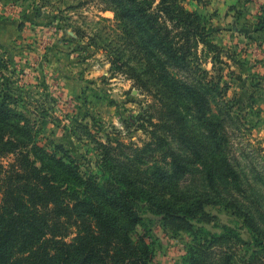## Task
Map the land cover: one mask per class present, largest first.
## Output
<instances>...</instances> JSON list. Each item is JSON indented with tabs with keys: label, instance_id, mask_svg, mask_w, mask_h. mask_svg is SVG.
I'll list each match as a JSON object with an SVG mask.
<instances>
[{
	"label": "trees",
	"instance_id": "1",
	"mask_svg": "<svg viewBox=\"0 0 264 264\" xmlns=\"http://www.w3.org/2000/svg\"><path fill=\"white\" fill-rule=\"evenodd\" d=\"M104 1L131 53L147 62L154 80L185 96L206 135L194 133L171 96L156 98L138 115V127L150 139L141 145L110 138L97 142L91 168L61 144L40 143L34 114L21 103L18 89L1 82L8 78L0 68V264H153L155 222L197 236L202 227L195 223L210 219L206 205L219 202L237 210L253 241L225 226L222 234H212L208 247L245 244L259 250L248 263L264 264V230L219 188L240 182L220 133L222 118L231 115L224 99L228 86L210 80L209 71L192 61L200 44L215 53L213 63L221 61L220 48L210 38L214 28L186 0ZM258 27L264 31V22ZM170 68L193 69L198 78L185 81ZM131 79L147 87L132 67ZM168 135L183 152L171 149ZM196 176L203 178L202 191L190 188ZM201 247L190 248L187 264H199L197 254L207 253ZM223 264L238 263L226 252Z\"/></svg>",
	"mask_w": 264,
	"mask_h": 264
},
{
	"label": "rangeland",
	"instance_id": "2",
	"mask_svg": "<svg viewBox=\"0 0 264 264\" xmlns=\"http://www.w3.org/2000/svg\"><path fill=\"white\" fill-rule=\"evenodd\" d=\"M185 5L205 14L214 28L210 38L221 53V61L213 63L215 53L200 44L192 61L209 71L210 80L228 86L224 99L231 115L222 118L220 133L240 182L219 188L264 230V31L257 29L264 22V1L186 0ZM146 63L124 43L115 13L104 0H0V68L8 78L1 82L21 93V103L34 114L40 143L49 148L61 144L78 153L85 166L96 167L97 142L110 138L141 145L149 140L138 127V115L156 98L171 96L188 115L194 133L206 135L193 120L185 96L154 80ZM131 67L147 80V87L131 79ZM170 70L188 82L196 76L193 69ZM168 139L171 149L183 152L175 139ZM202 181L196 176L190 188L202 191ZM206 210L210 219L195 223L202 227L197 236L154 223L153 264H187L190 248L201 246L207 253L197 254L199 264H223L226 252L236 263L249 264L251 254L259 252L254 247L226 242L208 247L212 234H222L225 226L252 242L245 220L223 202L206 205Z\"/></svg>",
	"mask_w": 264,
	"mask_h": 264
},
{
	"label": "crops",
	"instance_id": "3",
	"mask_svg": "<svg viewBox=\"0 0 264 264\" xmlns=\"http://www.w3.org/2000/svg\"><path fill=\"white\" fill-rule=\"evenodd\" d=\"M262 1H264V0H262ZM254 13L257 14V13H259V12L256 10V11H254Z\"/></svg>",
	"mask_w": 264,
	"mask_h": 264
}]
</instances>
